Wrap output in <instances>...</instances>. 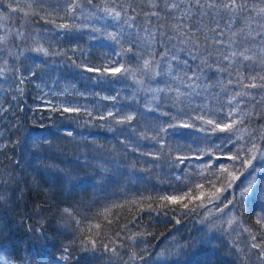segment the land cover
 <instances>
[{
  "label": "trees",
  "instance_id": "1",
  "mask_svg": "<svg viewBox=\"0 0 264 264\" xmlns=\"http://www.w3.org/2000/svg\"><path fill=\"white\" fill-rule=\"evenodd\" d=\"M129 2L137 13L149 10L148 0H115V3L94 0L97 9L108 6L118 11L120 4ZM6 4L7 0H3L4 7ZM18 6L24 12L13 13L12 24L24 25L22 30L29 39L21 44L24 54L14 64L9 56H4L9 65L0 61V68L5 69V75L0 77V192L4 193L0 204V249H3L0 254L13 264H120L118 257L99 247V241L104 240L110 247H116L124 260L128 259L129 251L142 255L143 259L135 264H261L257 250L249 251L253 241L243 228L264 235L256 224L258 217H264V199L248 198L231 212L225 209L223 214L218 211V205L223 206L224 197L231 198L229 193L236 192L238 198V187L249 179L254 180L256 188L264 190V159L258 154L247 170L230 167L229 172H235L239 179L233 181L231 189L218 193V201L208 202V194L222 187L223 177L215 179L212 187L199 176V166L206 162L211 163L206 174L216 170L217 164H233L223 157L236 154L237 148L250 147L247 132L241 133L243 140L225 145L221 141L227 133L217 131L205 139L202 133L181 129V136L169 137V140L186 147L173 151L168 159L162 156L159 161L133 151V147L141 152L155 151L156 146L137 139L136 133L168 117L147 110L146 97L138 91L133 79L101 80L94 78L95 72L86 71L87 67L108 65L110 59H116L113 49L117 52L120 49L107 39L105 32H119L120 28L101 11L89 22L101 32L75 27L82 21L68 18L62 10L64 0H19ZM25 13L29 15L25 17ZM132 14L129 9V15ZM59 24L70 27L57 28ZM123 27L126 39L127 31L131 30L126 25ZM40 45L49 52L61 54L45 56L28 50ZM9 47L19 51L12 44ZM124 47H128L127 43ZM124 63L129 66L128 61ZM130 66L135 68L136 62L131 61ZM31 72L36 76H31ZM21 76L27 77L23 84L19 83ZM19 88H23L22 93ZM104 97H115V100ZM62 107H80L81 111L55 110ZM117 109L135 116L131 125H117L112 118H99ZM262 125L264 118L254 117L235 127L252 132ZM133 128L135 131L130 130ZM212 144L223 148L222 152L215 153L212 161L204 156L185 161L188 167L171 162L177 155H198L189 148H208ZM259 146L264 148V141ZM216 156L221 159L216 160ZM235 163L239 165L238 161ZM188 173L193 180L203 183L206 207L184 216L179 206L173 205L170 207L178 210L169 211L165 216L141 212L132 203L135 200L139 208L146 209L148 202L141 203L140 198L151 196V203L156 207L160 195H171L174 188L183 187L174 177ZM82 202L89 204L90 209H83ZM114 202L124 207L112 209L108 218L114 220L118 216L119 222L103 224L99 236L95 228L83 233L76 231L75 221L62 212L65 207H81L82 212L74 215L84 221L85 216H93ZM133 217L138 222L129 224L131 231L120 232L117 237L116 232L126 222L125 218ZM230 219H233L231 228ZM132 234H141L136 236L135 243L127 239ZM88 236L98 241L95 250L82 246L81 241ZM113 240L115 244L111 243ZM237 248L243 250L242 254ZM63 255L68 259L61 260Z\"/></svg>",
  "mask_w": 264,
  "mask_h": 264
},
{
  "label": "snow or ice",
  "instance_id": "2",
  "mask_svg": "<svg viewBox=\"0 0 264 264\" xmlns=\"http://www.w3.org/2000/svg\"><path fill=\"white\" fill-rule=\"evenodd\" d=\"M107 3V0H105ZM115 3V0H113ZM65 7L62 9L69 19L81 20L80 25L91 32H101L100 28L90 26V21L97 18V12L101 11L112 23L120 28L119 32H105L107 39L117 45L120 51L113 49L116 59H110L108 65L87 67L86 71L95 72L97 77L103 79H133L138 86V91H142L146 97L145 103L149 112H156L160 116L168 117L167 120L150 126L145 131L136 133L137 139L148 141L155 147V151L141 152L138 147L132 150L141 155L148 156L154 161H159L163 156L165 159L171 157L173 151H180L183 147L174 144L169 137L181 136L179 130L188 132H199L204 134L205 139L209 134L227 133L228 135L221 141L222 144L229 142L235 144L236 140H243L242 132H247L250 137L247 149L237 148L236 154L223 157L234 163L231 165L217 164L216 170L206 174V170L211 169V163L200 165L199 176L202 180L215 187V179L222 180V187L217 188L215 193H209V201L220 200L218 193L233 187V181L239 179L235 172H229V168L237 171L240 168L247 170L253 160L259 154L264 159V148L259 146L260 141H264V125L259 129L248 132L245 129L236 128L242 125L245 120L254 117L264 118V0H148V11L136 12L133 3L120 4L116 7H102L97 9L94 0H64ZM16 5V6H14ZM19 0H7L6 7L3 0H0V61L5 66L9 65V60L4 56H9L13 64L24 54L21 44L29 39L22 29L24 25L16 27L12 24L13 13L24 12V8L18 6ZM129 9L132 15H129ZM29 14L25 13V17ZM34 15H39L34 13ZM140 20H137V17ZM55 23V21H52ZM127 26L126 39L125 28ZM57 28L68 29L69 24L56 25ZM123 41V43H122ZM20 42V43H17ZM127 43L128 47H124ZM12 44L19 51H13L9 45ZM135 49V51H134ZM29 51L43 53L45 56L60 55L59 52H49L42 45L28 49ZM125 61L129 66H125ZM135 61L136 67L130 66V62ZM118 73L122 75L117 76ZM5 75V69L0 68V77ZM31 76H36L31 72ZM27 77L21 76L19 83L23 84ZM21 93L23 88L18 89ZM104 99L115 100V97H104ZM62 112L81 111L80 107H62L55 109ZM90 114V113H89ZM100 119L112 118L117 125H131L135 116L124 114L119 109L108 111L106 115H101ZM135 131V129H130ZM151 132V135L146 134ZM72 136V132L67 133ZM46 140V138H38ZM2 147V146H0ZM197 156L177 155L171 162L185 164V161L192 159H203L207 156L212 161L216 152H222L220 144H212L208 148L197 147ZM243 153V154H242ZM216 156V160H220ZM239 162L237 165L235 162ZM189 165L185 164V167ZM106 171V170H105ZM226 174V175H225ZM243 174V173H241ZM183 187L173 189L171 195H160L158 204L153 207L151 201L153 197L144 196L140 202H148L146 209L139 208L141 212L156 213L157 215H168L169 211L176 212L179 206L181 215H189L198 208L206 207L204 202V185L192 179V174L177 175L174 177ZM169 187H172L171 183ZM196 192L194 195L193 192ZM229 197H224L223 206L218 205V211L229 212L238 204H242L246 199L257 197L264 199V190L255 187V182L249 179L246 184L238 187L237 193H229ZM4 201V193L0 192V204ZM200 201V203H196ZM83 209H90V205L83 203ZM191 205V206H190ZM231 206V207H229ZM124 207L121 203L105 205L102 210H98L93 216H85L84 221L77 218L75 213H81L82 208L77 206L65 207L62 212L75 221L76 231L83 233L85 230L91 231L95 228L96 235L99 236L103 224L119 222L117 216L110 220L109 214L114 208ZM162 210V211H161ZM120 225V232L131 231L129 224L135 225L137 217L127 220ZM180 222L179 219L176 221ZM84 227H81V224ZM233 219L228 221L231 228ZM256 224L264 232V217H258ZM253 241L249 246V251L257 250V259L264 264V235L253 232L250 228H243ZM2 235V232H0ZM137 235H128L127 239L135 243ZM257 235L260 240L257 242ZM98 241L88 236L82 240L83 247L95 250ZM115 244L116 241H111ZM121 248L123 244L119 245ZM99 247L106 253L110 252L118 257L120 264H135L137 260H142L143 256H138L135 251L127 252L128 259L120 257L116 247H110L104 240L99 241ZM237 252H243L237 248ZM68 251L67 248L64 249ZM3 249H0V253ZM243 258V257H242ZM61 260H67L68 256L63 255ZM0 264H13L10 259H6L0 254Z\"/></svg>",
  "mask_w": 264,
  "mask_h": 264
}]
</instances>
